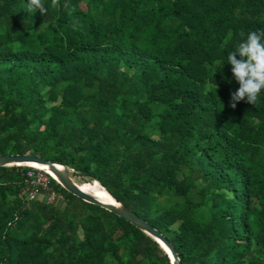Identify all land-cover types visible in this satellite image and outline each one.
I'll return each instance as SVG.
<instances>
[{"label":"trees","instance_id":"trees-1","mask_svg":"<svg viewBox=\"0 0 264 264\" xmlns=\"http://www.w3.org/2000/svg\"><path fill=\"white\" fill-rule=\"evenodd\" d=\"M25 2L0 0V155L64 165L179 264H264V90L231 108L227 64L264 30V0ZM30 167L0 168V264H171L60 183L62 201H28Z\"/></svg>","mask_w":264,"mask_h":264},{"label":"clouds","instance_id":"clouds-1","mask_svg":"<svg viewBox=\"0 0 264 264\" xmlns=\"http://www.w3.org/2000/svg\"><path fill=\"white\" fill-rule=\"evenodd\" d=\"M57 5L58 0H51L53 8ZM22 7L30 14L39 11L45 15L48 10L44 0H26ZM240 35L243 38L245 34L241 32ZM227 64L231 65L232 76L239 85L238 89L231 93L229 106L234 109L240 101L255 105L264 90V30L249 31L246 38L227 54ZM211 86H214L215 90L218 87L215 83Z\"/></svg>","mask_w":264,"mask_h":264},{"label":"water","instance_id":"water-1","mask_svg":"<svg viewBox=\"0 0 264 264\" xmlns=\"http://www.w3.org/2000/svg\"><path fill=\"white\" fill-rule=\"evenodd\" d=\"M23 163H37L40 165H46L49 171L56 177L60 185L67 191L69 194L75 196L76 198L96 206H99L116 216L127 221L131 225L138 228L140 231L151 237L156 243L159 244V247L167 255L171 264H179L177 255L172 247V245L166 240V238L161 235L157 230L152 228L147 222L134 214L127 207L122 206L113 200V203H102L97 198L92 195H89L83 192L78 185L72 180V178L67 173L65 166L58 164L56 162L45 160L32 155H0V168L9 167V166H19L18 164ZM58 167H60L58 169Z\"/></svg>","mask_w":264,"mask_h":264},{"label":"built area","instance_id":"built-area-1","mask_svg":"<svg viewBox=\"0 0 264 264\" xmlns=\"http://www.w3.org/2000/svg\"><path fill=\"white\" fill-rule=\"evenodd\" d=\"M24 179L27 188L26 196L28 201L36 200L42 195L47 203H54L64 199L63 195L58 193L52 186V181L57 185L59 184L58 180L52 173L30 167L26 172Z\"/></svg>","mask_w":264,"mask_h":264},{"label":"bare ground","instance_id":"bare-ground-1","mask_svg":"<svg viewBox=\"0 0 264 264\" xmlns=\"http://www.w3.org/2000/svg\"><path fill=\"white\" fill-rule=\"evenodd\" d=\"M18 165H32V166H38V167H41L43 169H45L48 173H51L48 169V167L46 165H40V164H37V163H23V164H18ZM59 169V168H58ZM60 170V169H59ZM102 202V201H101ZM104 203V202H102Z\"/></svg>","mask_w":264,"mask_h":264},{"label":"rangeland","instance_id":"rangeland-1","mask_svg":"<svg viewBox=\"0 0 264 264\" xmlns=\"http://www.w3.org/2000/svg\"><path fill=\"white\" fill-rule=\"evenodd\" d=\"M23 166H31V167H35V168L41 169V167H38V166H32V165H23ZM73 179H74L75 182L80 183L79 179L76 176H74Z\"/></svg>","mask_w":264,"mask_h":264}]
</instances>
